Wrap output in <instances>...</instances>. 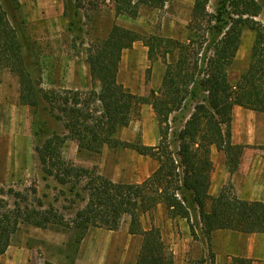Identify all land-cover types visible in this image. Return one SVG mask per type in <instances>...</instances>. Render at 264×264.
Segmentation results:
<instances>
[{
    "label": "trees",
    "instance_id": "1",
    "mask_svg": "<svg viewBox=\"0 0 264 264\" xmlns=\"http://www.w3.org/2000/svg\"><path fill=\"white\" fill-rule=\"evenodd\" d=\"M77 9L84 3L99 0H63ZM104 0H101V2ZM115 15H138L140 5L162 8L168 0H111ZM209 0H194L191 20L202 22L208 13ZM230 10L208 21L209 26L197 38L186 42L156 34L142 35L113 24L107 37L88 49L90 77L99 89L86 93L78 90H45L40 86L37 54L26 30L18 0H0V71L8 69L19 79V102L29 107L45 104L55 119L64 123L65 132L57 133L38 126L33 132L41 138L35 147L41 171L73 190L84 201L73 219L65 223L52 209L31 210L23 221L39 228L49 223L75 231L78 246L91 227L117 231L124 215L130 217L128 233L142 237L135 264H173V252L164 243L158 227L143 229L140 217L164 204L170 218L185 219L191 235L196 237L193 213L208 238L216 229L244 233H264V202L239 199L231 183L218 196L210 198L209 175L213 168L211 146L225 154L229 172L237 169L245 145L231 141L233 107L264 112V23L255 18L263 0H228ZM92 10L97 8V5ZM214 23L212 25L211 22ZM244 29L254 31L250 61L235 84L228 80L227 69L233 62ZM211 36V38H209ZM136 41L147 47L150 62L161 59L165 64L158 92L147 96L131 93L117 81L122 51ZM177 53L174 62L166 57ZM149 104L155 115L159 140L156 145L122 142L116 132L138 115L140 106ZM189 109L181 129L172 131L171 115ZM172 132V133H171ZM174 135L176 148L170 143ZM75 140L79 150L100 153L104 146L129 147L156 161L153 172L138 183L114 182L96 170L74 166L62 157V145ZM264 150V146H259ZM85 192L80 195V192ZM211 199L210 208L207 202ZM39 206H41V202ZM9 220L7 214L0 225ZM10 222V220L8 221ZM14 226L0 229V254L11 244ZM212 258V254L210 255ZM45 264H51L46 262ZM199 264H203V259ZM232 264H250L249 259L233 258Z\"/></svg>",
    "mask_w": 264,
    "mask_h": 264
},
{
    "label": "rangeland",
    "instance_id": "2",
    "mask_svg": "<svg viewBox=\"0 0 264 264\" xmlns=\"http://www.w3.org/2000/svg\"><path fill=\"white\" fill-rule=\"evenodd\" d=\"M18 1L26 30L37 54L39 72L35 74L40 77V86L45 90L69 89L82 91V93L91 89L98 91V82L90 77L87 52L91 45L105 39L115 24L108 10L113 7L112 1L99 0L98 5L84 3L85 8L82 9L69 4L66 11L63 0ZM193 3L194 0H168L162 8L143 4L141 18L137 19L138 15L133 17L135 24L129 29L142 35L156 34L186 42L206 31L209 26L208 21L222 15L223 8L230 10L227 6L228 0H209L206 6L208 13L206 19L197 23L191 20ZM261 3L262 10L255 19L264 23V0ZM95 4L97 8L92 10ZM211 23L215 24L214 20ZM254 37V31L243 30L236 56L227 69L228 80L233 85L248 67ZM176 57L177 53L174 52L167 55L166 60L174 62ZM164 68L161 59L150 62L147 47L141 41H137L123 50L117 81L132 93L147 96L150 90L158 92L160 89ZM189 111V109H181L171 115L172 131L183 127ZM253 113L264 116L263 112L253 111ZM249 125L257 126L260 134H263L264 118L252 117L249 119ZM38 126L57 133L65 132L64 123L55 119L43 102L35 108L20 104L18 77L9 74L7 69L1 70L0 219L7 214L10 222L7 220L6 223H2L0 229L4 226L11 229L15 218L17 224L10 238L11 244L6 252L7 257L0 256V264H17L16 259L19 258L20 253L33 255V261L29 258L30 264L46 262L71 264V260L78 256L82 246L81 242L78 246L74 243L76 233L71 229H64L51 223L46 228H38L23 221L31 210L52 209L56 217H62L63 222L68 223L73 219L75 212L85 204L79 196H76L82 184L72 190L69 185H62L41 171L35 151L41 138H35L33 135ZM230 129L232 143L245 145L242 154L264 152L259 148L264 146V141L255 140L258 133L255 129L250 128L249 133L242 134L243 129H246L242 122L237 126H233L231 122ZM116 137L122 142L156 145L159 140L158 125L150 105H141L138 115L128 126L120 128L116 132ZM170 143L175 149L174 135L170 136ZM61 150L65 161L74 166L94 168L96 173L114 182H141L157 166L156 161L138 154L129 147L104 146L97 154L79 150L75 140L67 139ZM84 194L85 192H80V195ZM38 201L41 202V206ZM155 209L150 214L141 215L143 229H149L151 223L154 225ZM129 220L130 217L124 215L120 228L116 232L110 233L101 229L100 234L96 235L97 242L94 244L90 242L92 254L96 256L100 254L103 264H135L142 237L128 234ZM192 221L196 231L194 238L204 242L207 237L202 232L197 213H193ZM90 235L87 230L83 239L89 240ZM107 240H110V250L102 245L105 241L108 242ZM167 246L173 252L170 246ZM201 250L202 255L196 259L187 252L185 258L187 264H199L202 259L203 264H213L211 252L205 248Z\"/></svg>",
    "mask_w": 264,
    "mask_h": 264
},
{
    "label": "crops",
    "instance_id": "3",
    "mask_svg": "<svg viewBox=\"0 0 264 264\" xmlns=\"http://www.w3.org/2000/svg\"><path fill=\"white\" fill-rule=\"evenodd\" d=\"M143 9L144 7L140 5L138 8L137 19L141 18ZM108 10L112 15L115 24L128 29L130 27L132 28L135 24L132 17L125 14L115 15L113 7ZM163 66L165 67L164 63ZM157 67L158 70H160V65ZM161 70L163 71V69ZM8 72L9 74H12L9 70ZM61 82L63 81L61 80ZM232 113L233 118L231 122L233 126H237L238 123L242 122L246 127V129H243L242 134H245L246 132L249 133L250 128H253L258 132L255 140L264 141V126L262 129L263 134H260L257 126L249 125L250 118H264L263 115H256L253 113V110L245 109L236 105L233 107ZM211 159L213 161V168L209 175L208 193L210 198L218 196L222 187L231 183L233 191L239 199L264 202V152L261 154L252 153L251 155L243 153L237 169L233 172H229L225 162L226 157L224 152L218 150L214 145L211 146ZM210 204L211 199L207 202V209L210 208ZM155 212V220L153 223L160 229L164 243L169 245L173 250L174 264H187L185 259L187 252H190L191 256L196 259L202 255L201 249L204 248L211 252L213 264H232V260L235 257L249 259L250 264H264V233H244L231 229H216L210 233L204 243L191 235L189 225L185 219L170 218L164 204L157 205ZM101 229L104 228L91 227L88 229L89 235L91 233L90 239L88 240V238H85L81 241L82 246L79 254L71 260V264H103L101 261L102 256L100 254L97 256L92 254V251L90 250L91 247L89 246L90 242L93 244L97 242L98 238L96 235L100 234L99 230ZM104 231H109L110 233L116 232L106 229H104ZM92 239L94 241H92ZM104 243H102L103 247L110 250V240L108 242L105 241ZM7 249L5 250V253L0 254V256L3 258L4 256L7 257ZM29 258H32V261L34 259L31 253H29V255L20 253L19 258L16 259V263L30 264L31 260H29ZM103 262L105 261L103 260Z\"/></svg>",
    "mask_w": 264,
    "mask_h": 264
},
{
    "label": "bare ground",
    "instance_id": "4",
    "mask_svg": "<svg viewBox=\"0 0 264 264\" xmlns=\"http://www.w3.org/2000/svg\"><path fill=\"white\" fill-rule=\"evenodd\" d=\"M5 115V114H4Z\"/></svg>",
    "mask_w": 264,
    "mask_h": 264
}]
</instances>
